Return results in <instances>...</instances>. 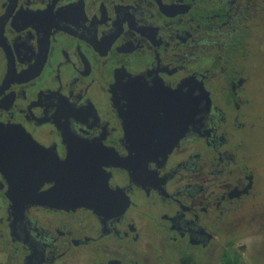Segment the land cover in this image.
Wrapping results in <instances>:
<instances>
[{"label": "flooded vegetation", "instance_id": "1", "mask_svg": "<svg viewBox=\"0 0 264 264\" xmlns=\"http://www.w3.org/2000/svg\"><path fill=\"white\" fill-rule=\"evenodd\" d=\"M261 29L264 0H0V264H213L261 192Z\"/></svg>", "mask_w": 264, "mask_h": 264}, {"label": "rangeland", "instance_id": "2", "mask_svg": "<svg viewBox=\"0 0 264 264\" xmlns=\"http://www.w3.org/2000/svg\"><path fill=\"white\" fill-rule=\"evenodd\" d=\"M262 30L258 33L261 37V44L257 47L259 55L255 65V69H257V84L256 82L255 84L258 88L256 89L254 101L258 100L260 103L255 105L256 115L259 116L258 114L261 113L264 117V31ZM259 137L261 139L255 141V145L252 146L253 152L262 164L261 192L258 201L255 202V207L245 209L232 217H239L242 226L235 230L230 229L228 232H225L226 230L222 232V239L230 240L232 243L225 244L222 241L225 246L220 244V248L215 249L212 259L213 264H220L223 252H226L232 259L236 257L238 264H264V133H261Z\"/></svg>", "mask_w": 264, "mask_h": 264}, {"label": "water", "instance_id": "3", "mask_svg": "<svg viewBox=\"0 0 264 264\" xmlns=\"http://www.w3.org/2000/svg\"><path fill=\"white\" fill-rule=\"evenodd\" d=\"M186 94L184 92H181L180 97H178L177 95L175 96L174 94H171V95H169V97H175L176 101L171 99V102H170L171 104L164 101L163 103H160L161 104L160 107L163 108L162 105H164V107H171L172 113L179 112V113H181L182 116H188L191 113V110H192L193 114L199 112L198 106L190 103V99ZM165 97H168V94H165ZM0 131H1V129H0ZM182 131H183V129H182ZM3 136H5V133H3L1 131L0 137H3ZM142 138H148V137L144 136ZM152 141H153V139H152ZM151 142L138 143L137 145H140V146H138L139 150L133 151V153L131 154L130 157L124 158L123 160H121L118 163V165H121L122 167H125L127 169L135 170V169L140 168V166L135 165V163H138V161H140L144 165V163H146L147 160H149L151 157H154L156 155H162L161 150H158V151L152 150V149L150 151L146 150V149H148V146H151L150 145ZM81 200H82L81 205H84V206L87 205L88 207H92V205L95 203V201H93L91 198H85L84 200L81 198Z\"/></svg>", "mask_w": 264, "mask_h": 264}, {"label": "trees", "instance_id": "4", "mask_svg": "<svg viewBox=\"0 0 264 264\" xmlns=\"http://www.w3.org/2000/svg\"><path fill=\"white\" fill-rule=\"evenodd\" d=\"M222 264H238V259L236 257L232 259V257L226 254L222 259Z\"/></svg>", "mask_w": 264, "mask_h": 264}]
</instances>
